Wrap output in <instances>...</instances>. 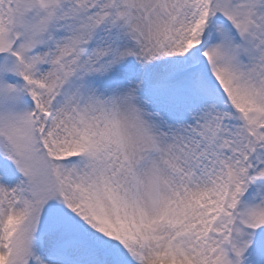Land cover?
<instances>
[{
	"label": "snow or ice",
	"instance_id": "snow-or-ice-1",
	"mask_svg": "<svg viewBox=\"0 0 264 264\" xmlns=\"http://www.w3.org/2000/svg\"><path fill=\"white\" fill-rule=\"evenodd\" d=\"M0 264H264V0H0Z\"/></svg>",
	"mask_w": 264,
	"mask_h": 264
}]
</instances>
